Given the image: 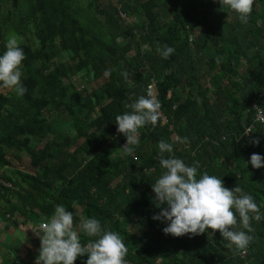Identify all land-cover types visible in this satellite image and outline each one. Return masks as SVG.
I'll use <instances>...</instances> for the list:
<instances>
[{"label":"trees","instance_id":"obj_1","mask_svg":"<svg viewBox=\"0 0 264 264\" xmlns=\"http://www.w3.org/2000/svg\"><path fill=\"white\" fill-rule=\"evenodd\" d=\"M8 33L25 41L27 91L0 93V216L7 224L29 227L18 231L38 239L34 229L63 205L82 244L89 239L82 217L119 233L127 264H264V167L250 163L253 153L264 157L256 108H264V0H254L246 24L220 0H0V55ZM165 45L175 49L167 59L157 52ZM76 77L81 89L70 81ZM149 84L161 118L139 129L133 155L125 156L115 117L131 113L126 105L147 97ZM161 140L173 145L165 158L198 164L197 179L207 172L253 197L261 219L251 221L244 255L219 231L174 237L163 232L168 222L153 219L161 208L152 184L166 171ZM24 157L34 173L14 167ZM236 216L235 230L247 232Z\"/></svg>","mask_w":264,"mask_h":264},{"label":"clouds","instance_id":"obj_2","mask_svg":"<svg viewBox=\"0 0 264 264\" xmlns=\"http://www.w3.org/2000/svg\"><path fill=\"white\" fill-rule=\"evenodd\" d=\"M222 7H229L238 14L241 23H247L254 0H220ZM22 38L15 34L9 35L6 51L0 55V89H11L17 96L22 97L27 89L21 84V65L25 60L23 49L19 46ZM157 52L167 59L175 52L167 45ZM111 75L105 70L104 76ZM127 77V73H123ZM132 109L115 117L118 125L117 132L126 137L127 143L121 148L123 155L132 156L134 146L139 143L138 131L146 124L153 127L161 118V103L156 98L153 85L149 84L147 97L141 96L135 103L126 105ZM264 111L262 107H256ZM264 122V116L259 117ZM253 131L248 130L245 134ZM250 143L258 145L259 138H249ZM177 142H186V138ZM160 166L165 169L162 175L152 184L155 193V206L161 208L154 220L168 222L163 232L174 237L185 234L200 235L208 229L219 231L224 240L233 245L240 254L246 253L253 237L248 233L254 231L251 221L261 219L260 209L250 194H246L240 186L229 190L223 180L205 172L197 179L198 164L187 166L180 158L165 153L173 152V145L161 140L158 144ZM135 158V157H134ZM253 168L264 167V157L253 153L250 157ZM163 206V207H162ZM245 231H237V216ZM252 214V215H250ZM40 230L43 234L41 235ZM88 241L82 244L80 235L74 226L73 215L66 211L65 206L57 205L52 217L42 221L34 229L35 236L40 240V248L35 264H74L78 257L87 254L86 264H127L125 257L128 248L119 233L104 230L99 220L95 218H81L79 225ZM95 238V239H92Z\"/></svg>","mask_w":264,"mask_h":264},{"label":"rangeland","instance_id":"obj_3","mask_svg":"<svg viewBox=\"0 0 264 264\" xmlns=\"http://www.w3.org/2000/svg\"><path fill=\"white\" fill-rule=\"evenodd\" d=\"M113 1H115V3H118V0H113ZM132 20L133 19H129L128 21L132 22ZM11 34H15V33H8L6 35V39ZM21 45H25L24 39L21 40L19 46H21ZM70 81L73 82V85H75V87L77 89H81L83 87V82L81 81L80 78L76 77ZM65 83H68V81H65ZM101 83H102V80L98 79V81L92 83V88H96V86L100 85ZM7 91H8V89H0L1 93H6ZM163 123H165L164 120H163ZM41 147H43V145ZM30 162L31 161L28 157H24L22 159V162H20V163L13 162V163H14V167H16L18 169L25 170L29 173H34V171H32V169H31ZM0 224H3V225H0V229H1V228L5 227L7 223L5 222V220L3 222V220L0 219ZM9 226H12V228H13L12 232L5 233V230H0V233L3 234V236H0V254L4 253V255H2L0 257V264H8V262H7L8 260H11L13 262L12 264H17L19 261H23V264H35V259L39 254L38 249L40 248V241L36 245L32 244V246H29L27 248L29 253H27V251H25V248H26L25 242L27 240L25 241L23 234L24 235L28 234L27 233L28 229L26 230L25 233H23L21 231H18V229H20V227L14 225V224L9 225ZM8 238H11L12 240L8 241ZM26 238H28V237H26Z\"/></svg>","mask_w":264,"mask_h":264},{"label":"crops","instance_id":"obj_4","mask_svg":"<svg viewBox=\"0 0 264 264\" xmlns=\"http://www.w3.org/2000/svg\"><path fill=\"white\" fill-rule=\"evenodd\" d=\"M1 93V92H0ZM3 94H5V93H3ZM0 219H2L3 220V222H4V219L0 216ZM4 224V223H3ZM3 224H0V225H3ZM22 227H20V229H28L29 227H25V226H23V225H21ZM8 229V230H7ZM0 230H6L5 231V233H7V232H12V230H13V228H12V226H9V224H6V226L5 227H3V228H1ZM17 233V232H16ZM15 234V233H14ZM13 234V235H14ZM0 236H3V234H1L0 233ZM23 236H24V239H25V244H26V248H28L29 246H32V244L33 245H36L37 244V240L38 239H34L33 237H28V238H26V236L23 234ZM12 240V239H11ZM8 241H9V239H8ZM7 242V241H6ZM30 244V245H29ZM15 249V248H14ZM35 249V248H34ZM33 249V250H34ZM25 251H27L26 249H25ZM32 252V251H31ZM27 253H29L28 251H27ZM34 253V252H33ZM2 255H4V253L3 254H0V257L2 256Z\"/></svg>","mask_w":264,"mask_h":264},{"label":"built area","instance_id":"obj_5","mask_svg":"<svg viewBox=\"0 0 264 264\" xmlns=\"http://www.w3.org/2000/svg\"><path fill=\"white\" fill-rule=\"evenodd\" d=\"M260 116H264V113H263V111L258 110V114H257V120H258V121H260V119H259ZM260 122H261V121H260ZM263 123H264V122H263Z\"/></svg>","mask_w":264,"mask_h":264},{"label":"water","instance_id":"obj_6","mask_svg":"<svg viewBox=\"0 0 264 264\" xmlns=\"http://www.w3.org/2000/svg\"><path fill=\"white\" fill-rule=\"evenodd\" d=\"M38 232H40L41 235L43 234L40 230H38Z\"/></svg>","mask_w":264,"mask_h":264}]
</instances>
